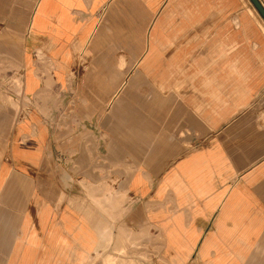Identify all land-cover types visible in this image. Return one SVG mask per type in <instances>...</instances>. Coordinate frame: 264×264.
I'll use <instances>...</instances> for the list:
<instances>
[{
	"label": "crops",
	"instance_id": "1",
	"mask_svg": "<svg viewBox=\"0 0 264 264\" xmlns=\"http://www.w3.org/2000/svg\"><path fill=\"white\" fill-rule=\"evenodd\" d=\"M14 1L0 58L22 51L24 91L0 84V264H129L131 238L159 246L155 264H264L255 7Z\"/></svg>",
	"mask_w": 264,
	"mask_h": 264
},
{
	"label": "rangeland",
	"instance_id": "2",
	"mask_svg": "<svg viewBox=\"0 0 264 264\" xmlns=\"http://www.w3.org/2000/svg\"><path fill=\"white\" fill-rule=\"evenodd\" d=\"M15 1L17 3V6H21L20 5L21 3L24 6L26 4H27V6H30V4L32 2H34V0H15ZM247 4L251 8H253V5H252L250 0H247ZM240 6H241L240 9L242 11H247L246 6H244L242 4V2L240 4ZM251 21L255 25V27L258 29L261 36L264 38V33L260 30L255 19L252 18ZM21 23L23 25L22 27L24 28L25 25L28 23V20L25 18L24 20L21 21ZM233 26H235V25L232 24L231 27H233ZM242 26L243 25H241L240 27H242ZM42 58H44V57H42ZM21 59H22V51H18L17 53L13 54V63L9 62V59L4 58V57H2V59L0 60V82H1L0 84L2 86L3 91L10 90L11 88L13 91L17 92L18 94H21L24 91V89H23L24 88V86H23L24 67H23V63L21 62ZM71 71H72V69H68V73L72 75L73 72H71ZM19 97H21V96H19ZM20 99H22V98H20ZM17 103H18V105L16 107H17V110H18V113L20 116L22 114L23 115L26 114V111L28 109H31V104H29V102H26L25 100H24V103H22V104H21L20 100L19 101L17 100ZM235 134L237 135L239 133L236 132ZM243 135L244 134H241L239 136V138H241V139L244 138ZM258 136H260V133H258ZM5 215H7V217H6L7 219L11 218L9 213H6ZM115 230L118 231V230H121V228H116ZM136 239L141 240L138 238H136ZM134 240H135L134 238H131V241L124 243L123 249L122 248L119 249L121 251L123 250L124 252H126V254H127L126 257L129 259L128 260L129 264H155V260L153 258V253L159 249V246L152 244V243H148V242H142V241L135 242ZM142 240H143V238H142ZM106 259L114 260L111 258V256H107L103 260L104 264H105ZM114 261L116 262V260H114ZM116 264H118V263L116 262Z\"/></svg>",
	"mask_w": 264,
	"mask_h": 264
},
{
	"label": "water",
	"instance_id": "3",
	"mask_svg": "<svg viewBox=\"0 0 264 264\" xmlns=\"http://www.w3.org/2000/svg\"><path fill=\"white\" fill-rule=\"evenodd\" d=\"M250 1L264 20V3L261 0H250Z\"/></svg>",
	"mask_w": 264,
	"mask_h": 264
},
{
	"label": "bare ground",
	"instance_id": "4",
	"mask_svg": "<svg viewBox=\"0 0 264 264\" xmlns=\"http://www.w3.org/2000/svg\"><path fill=\"white\" fill-rule=\"evenodd\" d=\"M254 10L256 11V9L254 8ZM259 15V14H258ZM258 23H259V25H260V28H262L263 30H264V20H263V18L261 17V15H259V18H258ZM258 25V26H259ZM8 111V110H7ZM5 115H6V113H5ZM47 171V170H46ZM173 252V251H172ZM105 264H116V262L114 261V260H109V259H106L105 260Z\"/></svg>",
	"mask_w": 264,
	"mask_h": 264
}]
</instances>
